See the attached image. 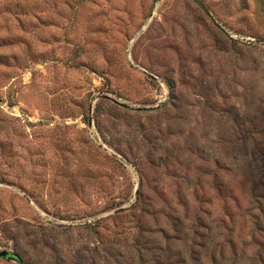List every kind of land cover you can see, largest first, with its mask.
Instances as JSON below:
<instances>
[{"label":"rangeland","instance_id":"374dc122","mask_svg":"<svg viewBox=\"0 0 264 264\" xmlns=\"http://www.w3.org/2000/svg\"><path fill=\"white\" fill-rule=\"evenodd\" d=\"M0 264H264L262 0H0Z\"/></svg>","mask_w":264,"mask_h":264},{"label":"water","instance_id":"95a60500","mask_svg":"<svg viewBox=\"0 0 264 264\" xmlns=\"http://www.w3.org/2000/svg\"><path fill=\"white\" fill-rule=\"evenodd\" d=\"M0 257L19 260V256L17 254L12 253V252L7 251V250L0 251Z\"/></svg>","mask_w":264,"mask_h":264},{"label":"trees","instance_id":"16d2710c","mask_svg":"<svg viewBox=\"0 0 264 264\" xmlns=\"http://www.w3.org/2000/svg\"><path fill=\"white\" fill-rule=\"evenodd\" d=\"M262 2L264 3V0H262Z\"/></svg>","mask_w":264,"mask_h":264}]
</instances>
